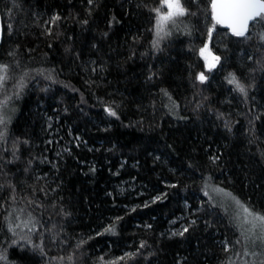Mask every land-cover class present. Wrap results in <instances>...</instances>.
Masks as SVG:
<instances>
[{
    "label": "trees",
    "instance_id": "obj_1",
    "mask_svg": "<svg viewBox=\"0 0 264 264\" xmlns=\"http://www.w3.org/2000/svg\"><path fill=\"white\" fill-rule=\"evenodd\" d=\"M160 2L0 0V264L264 261V24L181 0L154 46Z\"/></svg>",
    "mask_w": 264,
    "mask_h": 264
},
{
    "label": "snow or ice",
    "instance_id": "obj_2",
    "mask_svg": "<svg viewBox=\"0 0 264 264\" xmlns=\"http://www.w3.org/2000/svg\"><path fill=\"white\" fill-rule=\"evenodd\" d=\"M93 0H88V3L91 4ZM167 11H163V9ZM156 14V36L157 40L154 41V46L158 45L159 39L163 38V35H167L165 32V27L169 23L175 24L177 19L184 17L187 14V10L183 7L181 0H161L160 6L157 8L151 9ZM211 11L212 19L215 24L226 25L232 32L233 35L237 37H245L249 31L251 24L261 23L264 24V0H211ZM59 16H53L52 22L54 23L58 20ZM211 29H209V35H211ZM260 39L264 40V33L260 34ZM207 50V45L200 50L201 56H204L207 61V56L205 52ZM219 57L213 56L211 62L206 63L207 69L216 67V64L219 62ZM8 65L0 64V83H3L7 79ZM197 79L204 83L207 79V76L204 72H201L197 75ZM229 84L235 85L236 90L241 93H245V88L237 80L236 76L232 73H229ZM109 115L115 116L116 113L110 108L106 109ZM5 120L3 116H0V124H4ZM4 138V133L0 132V140ZM216 191H221L217 189ZM230 195V194H228ZM160 199V197H157ZM235 200V198L233 197ZM236 204L243 209L244 221L248 224H251V227L246 229L245 232H242V237L244 239H249L254 233H256V238L264 245V214L256 213L251 211L249 208L243 206L240 201L235 200ZM20 225H16L19 227ZM9 231H14L13 227L9 225ZM107 232H113L114 227L110 226L105 229ZM188 229L185 228L182 232L174 233L178 235H183L184 232H187ZM240 241H237L239 243ZM17 243V241H13ZM143 247V244H141ZM228 248L225 246V251ZM247 255L248 253L245 252ZM133 255L132 253H126L125 257L119 259H125ZM6 256L0 253V261L6 262ZM69 259H71L69 257ZM103 259V258H101ZM110 264H116L115 261L110 262ZM261 264H264V261H261Z\"/></svg>",
    "mask_w": 264,
    "mask_h": 264
},
{
    "label": "rangeland",
    "instance_id": "obj_3",
    "mask_svg": "<svg viewBox=\"0 0 264 264\" xmlns=\"http://www.w3.org/2000/svg\"><path fill=\"white\" fill-rule=\"evenodd\" d=\"M165 10L167 11L166 8H165ZM206 45H207V44H206ZM204 47H205V45H204L202 48H204ZM202 48L199 49V55H200V56H201V54H200V50H201ZM205 56H207V61H206V59H205L204 56H201V58H202V60H203V62H204L205 68L207 69V67H206V63L211 62V58H212L213 56H215V55L211 52V50H210V48H209L208 45H207V50H206V52H205ZM216 57H217V56H216ZM216 65H217V64H216Z\"/></svg>",
    "mask_w": 264,
    "mask_h": 264
},
{
    "label": "water",
    "instance_id": "obj_4",
    "mask_svg": "<svg viewBox=\"0 0 264 264\" xmlns=\"http://www.w3.org/2000/svg\"><path fill=\"white\" fill-rule=\"evenodd\" d=\"M212 12V11H211ZM223 26L224 28H226L230 33L231 30L226 26V25H221ZM2 37H3V23H2V16H1V8H0V44H1V41H2Z\"/></svg>",
    "mask_w": 264,
    "mask_h": 264
}]
</instances>
